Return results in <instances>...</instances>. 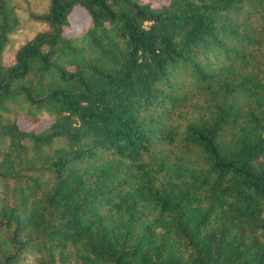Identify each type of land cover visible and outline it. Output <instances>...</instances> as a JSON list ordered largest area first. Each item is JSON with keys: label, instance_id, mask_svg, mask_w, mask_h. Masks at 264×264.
Wrapping results in <instances>:
<instances>
[{"label": "trees", "instance_id": "16d2710c", "mask_svg": "<svg viewBox=\"0 0 264 264\" xmlns=\"http://www.w3.org/2000/svg\"><path fill=\"white\" fill-rule=\"evenodd\" d=\"M21 5L0 0V264H264V0H48L4 64Z\"/></svg>", "mask_w": 264, "mask_h": 264}, {"label": "rangeland", "instance_id": "374dc122", "mask_svg": "<svg viewBox=\"0 0 264 264\" xmlns=\"http://www.w3.org/2000/svg\"><path fill=\"white\" fill-rule=\"evenodd\" d=\"M149 1L152 4H160L164 0H142ZM14 4L22 3L16 7V13L19 17V24L7 35V41L1 50V61L4 64H10L13 60L14 49L28 39L37 29L44 28L46 24L35 19L31 13H40L46 10L48 0H13ZM69 25L64 29V34L70 35L79 32L88 23L86 13L79 6H74L68 15ZM50 120V116L43 113L38 121H33L21 113H16L15 122L24 129H42Z\"/></svg>", "mask_w": 264, "mask_h": 264}]
</instances>
